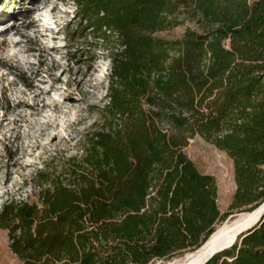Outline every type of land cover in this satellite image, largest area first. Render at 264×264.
<instances>
[{"label":"trees","instance_id":"obj_1","mask_svg":"<svg viewBox=\"0 0 264 264\" xmlns=\"http://www.w3.org/2000/svg\"><path fill=\"white\" fill-rule=\"evenodd\" d=\"M75 1L97 37L116 36L109 103L83 158L40 171L38 200L6 202L0 230L22 264H148L197 250L228 216L215 178L184 152L191 139L232 159L231 211L264 203V0ZM180 15L196 28L155 35ZM206 264H264V215Z\"/></svg>","mask_w":264,"mask_h":264},{"label":"rangeland","instance_id":"obj_2","mask_svg":"<svg viewBox=\"0 0 264 264\" xmlns=\"http://www.w3.org/2000/svg\"><path fill=\"white\" fill-rule=\"evenodd\" d=\"M256 1L248 0L250 5ZM189 28L196 25L180 15L176 26L155 35L176 41ZM97 36L78 19L75 0H0V208L11 199L36 202L40 171L59 175L83 158L86 135L109 103L110 48L116 44V36L109 41ZM184 152L216 180L218 206L228 216L216 230L250 213L230 210L237 185L226 152L201 136ZM0 263L22 264L7 230H0Z\"/></svg>","mask_w":264,"mask_h":264},{"label":"bare ground","instance_id":"obj_3","mask_svg":"<svg viewBox=\"0 0 264 264\" xmlns=\"http://www.w3.org/2000/svg\"><path fill=\"white\" fill-rule=\"evenodd\" d=\"M63 104L66 105V102ZM263 212L264 204L253 212L239 214L234 220H229L221 225L199 249L188 253L181 260L172 261L170 264H201L215 250L239 237L240 232L252 226Z\"/></svg>","mask_w":264,"mask_h":264},{"label":"water","instance_id":"obj_4","mask_svg":"<svg viewBox=\"0 0 264 264\" xmlns=\"http://www.w3.org/2000/svg\"><path fill=\"white\" fill-rule=\"evenodd\" d=\"M263 217V215H261V217L250 227H248L247 229L243 230L240 232L239 236L246 233L248 230L252 229L254 226H256L259 221L261 220V218ZM242 240H240L241 243ZM238 242V237H236L233 241L225 244L224 246H222L221 248H218L217 250H215L204 262H202L201 264H206L208 263L212 258H214L216 255H219L221 253H223L224 251L232 248L233 246L236 245V243Z\"/></svg>","mask_w":264,"mask_h":264},{"label":"built area","instance_id":"obj_5","mask_svg":"<svg viewBox=\"0 0 264 264\" xmlns=\"http://www.w3.org/2000/svg\"><path fill=\"white\" fill-rule=\"evenodd\" d=\"M159 260H164V259H158V258H156V259H153L152 261H150L148 264H158V261Z\"/></svg>","mask_w":264,"mask_h":264}]
</instances>
